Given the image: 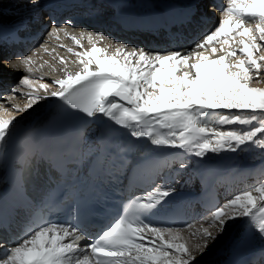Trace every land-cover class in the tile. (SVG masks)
Masks as SVG:
<instances>
[{
  "label": "snow or ice",
  "instance_id": "obj_1",
  "mask_svg": "<svg viewBox=\"0 0 264 264\" xmlns=\"http://www.w3.org/2000/svg\"><path fill=\"white\" fill-rule=\"evenodd\" d=\"M217 10L220 18L212 30L188 49L166 52L129 46L103 33L73 34L70 21L65 26L53 21L48 37L59 40L63 34L80 50L60 44L75 59L53 56L59 68L48 61L40 65L62 73L51 83L22 77L19 85L29 90L23 107L10 110L0 102V150L7 146L16 114L42 99L58 102L62 112L85 123L106 120L127 130L124 134L136 141L129 145L144 147L154 157L204 160L249 145L264 149V87L253 86L264 83V0H226ZM41 48L50 56L56 51ZM37 51L17 58L29 74ZM19 90L13 87L7 99L18 98ZM48 159L58 174L56 189L31 209L25 206L28 226L11 241L0 240V264H199L198 257L238 219L244 220L249 236L264 241V182L225 200L205 218L207 226L191 231L190 224L156 219L175 193L174 181L167 179L130 199L122 214L90 235L75 217L61 221L55 214L85 190L89 177L103 174L118 182L114 169L101 167L103 147L85 153L69 150ZM185 166L182 161L180 168ZM58 191L65 192L59 203ZM251 264H264V251Z\"/></svg>",
  "mask_w": 264,
  "mask_h": 264
},
{
  "label": "bare ground",
  "instance_id": "obj_2",
  "mask_svg": "<svg viewBox=\"0 0 264 264\" xmlns=\"http://www.w3.org/2000/svg\"><path fill=\"white\" fill-rule=\"evenodd\" d=\"M193 0H37L33 4L31 0H0V30H5L8 25H21L26 19H32L39 16L38 28H42L40 36L35 41L27 40L20 42L23 45L18 48L13 42H6L0 47V89L8 88L5 93H0L1 100L10 110L14 105L23 107L27 101L26 93L29 91L19 85V81L25 75L32 78H43L42 82L51 83L62 73L57 71L53 74L47 65L40 68L44 61L50 65L59 68L58 61L53 60V56L65 57L73 60L67 53L66 48L59 47L64 44L67 47H73L79 51L70 39H66L60 34V39L56 40L47 35L48 30L55 21L61 26L64 21H70L72 27L69 31L78 34L80 30L92 31L94 33H103L113 41L126 43L129 46L143 47L150 52H166L171 50L188 49L195 40L200 39L214 28L219 21L220 14L217 10L221 6H226V0H207L214 3L217 10L214 21H207L208 14L194 13L188 22L181 21L173 24L169 30L162 31L158 34H148L143 37L138 29L129 32H123V35H112L111 32L94 25L90 21L89 14L91 11L98 10L102 3H112L113 6L123 7L131 12L141 14L147 12H166L177 10L179 6L183 8L180 15L188 14L186 9ZM74 4V6L64 11L65 8ZM81 5V7H80ZM196 6V5H195ZM198 7V5H197ZM196 7V9H198ZM73 13L69 17L70 13ZM177 14L174 12L173 16ZM31 33L36 32L32 29ZM108 34H107V33ZM131 34L132 37H128ZM87 46V42H84ZM44 45L49 52L53 49L56 51L52 56L44 52L41 48ZM33 50H38L34 57L35 65L31 74L27 73L22 65L18 63L17 58L20 56L30 55ZM11 60V63L5 61ZM38 69V70H37ZM254 87H264L262 84H254ZM17 87L20 90L15 94L16 99L9 101L7 96L11 94V89ZM56 101L40 100L33 105L31 109L16 114L15 127L8 139L7 146L0 150V206L4 211L7 219L0 224V240L11 241L13 237L21 235V226L25 220L19 212L16 223L11 222L10 207L13 206V196L8 189L10 182L21 169L18 156L21 152L19 141L23 132L50 106ZM111 122L105 120L104 123L91 122L87 123L83 144V153L90 148L99 149L100 139L106 125ZM264 139V135L260 136ZM178 151V150H171ZM98 153H94L93 156ZM185 162V167L180 168L181 162ZM138 162L145 163L147 170L143 171L138 179L137 185L133 189V198L150 192L164 180H173L172 187L175 193L169 198L166 205L163 206L160 213H165L175 207L182 208L188 214L186 225H192L191 231H196L200 226H207L206 217L210 218V211L221 205L225 200L232 198L246 190H251L259 183L264 182V149L256 145L244 146L242 150L236 153H224L220 156L209 154L204 160L196 157L187 156H166L154 157L146 148L140 147L134 157L133 166ZM87 170L85 166V171ZM157 172L159 173L157 175ZM179 172L180 175H176ZM86 173V172H85ZM84 173V174H85ZM85 243L84 241L80 242ZM264 251V241L255 239L248 235V227L243 219L230 221L229 226L219 238L212 243L208 250L198 257L199 264H251L254 258L259 257Z\"/></svg>",
  "mask_w": 264,
  "mask_h": 264
},
{
  "label": "rangeland",
  "instance_id": "obj_3",
  "mask_svg": "<svg viewBox=\"0 0 264 264\" xmlns=\"http://www.w3.org/2000/svg\"><path fill=\"white\" fill-rule=\"evenodd\" d=\"M225 1V0H224ZM73 15V13L71 12L70 14H69V17H71ZM214 21V20H213ZM218 22H216V24H217ZM107 33V32H106ZM108 34V33H107ZM5 89H7L8 90V88L6 87ZM2 98H1V95H0V100H1Z\"/></svg>",
  "mask_w": 264,
  "mask_h": 264
}]
</instances>
